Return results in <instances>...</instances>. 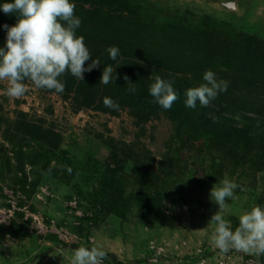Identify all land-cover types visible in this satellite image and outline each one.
I'll return each mask as SVG.
<instances>
[{
	"label": "rangeland",
	"instance_id": "obj_1",
	"mask_svg": "<svg viewBox=\"0 0 264 264\" xmlns=\"http://www.w3.org/2000/svg\"><path fill=\"white\" fill-rule=\"evenodd\" d=\"M133 3L153 31L176 36L185 29L189 37L215 50L218 62L238 63L246 36L261 42L256 55L264 50V0ZM190 41L185 52L196 45ZM25 84L26 93L15 98L6 94L8 82L0 81L2 116L14 122L23 112L20 120L43 121L62 142L54 154L46 153L45 166L38 142L13 132L5 137V127L0 129V264H71L72 250L94 244L108 254L104 264H264V255L236 249L222 253L214 244L216 225L209 222L220 211L235 229L240 215L253 205L264 207V163L255 149L247 154L224 139L206 136L195 138V148L174 153L187 125L176 113L165 112L146 125L140 139L156 168L168 154L179 160L165 191L156 196L158 189L134 182L130 175H120L111 188V172L105 170L108 149L97 135L134 141L137 130L127 114H74L61 96L47 94L30 81ZM261 97L252 92L247 101L261 103ZM17 155L25 163V176L16 167ZM33 160L40 161L33 166ZM225 178L239 187L236 198L226 200L228 207L219 209L210 191Z\"/></svg>",
	"mask_w": 264,
	"mask_h": 264
},
{
	"label": "trees",
	"instance_id": "obj_2",
	"mask_svg": "<svg viewBox=\"0 0 264 264\" xmlns=\"http://www.w3.org/2000/svg\"><path fill=\"white\" fill-rule=\"evenodd\" d=\"M12 0H0V4L11 3ZM75 4V15L81 19L77 35L84 37V42L90 49L93 58H99L100 65L90 72H85L83 81L66 73L60 77L66 84L63 93L55 90L42 89L47 94L61 96L71 105L74 114L82 110L118 118L126 113L137 130L134 141L115 140L111 136L98 134L108 149V163L105 170H110V187L120 175H130L134 182L149 185L151 189L165 191L167 182L172 176L179 160L174 161V153L182 149L195 148V141L202 137H216L224 139L233 147H240L248 154L255 149L254 154L264 163V50L259 55L255 50L261 46L253 36L243 38L240 45L244 56L238 63L229 65V62H218L214 58L215 50L205 47L193 37H189L185 29H179V35L166 34L162 36L141 19L142 10L134 0H70ZM17 15L5 14L0 10V48L5 47L7 30L3 25L13 26L17 22ZM195 41L196 45L190 52H185V46ZM118 46L120 55L115 61L109 59V46ZM91 61L86 62L87 64ZM105 65L114 68L113 83L107 85L99 83ZM205 70L217 72L219 77L229 81L227 91L220 93L208 107L197 104L195 109L186 107V90L197 87L203 81ZM128 77L125 81L124 77ZM173 82V87L179 94L178 100L170 110H164L149 94V88L155 82V77ZM26 82V81H25ZM134 83L135 92L130 93L128 84ZM252 92L261 96V103H250L247 95ZM244 93L242 99L239 94ZM105 97H111L119 104V110L107 108L103 104ZM174 112L179 121L187 125L181 135V146L174 149L164 160L154 166V159L149 150L140 145V139L145 134L146 125L159 119L165 112ZM16 120L11 122L1 114L0 129L4 128V136L13 132L22 134L25 139L38 142L41 153L40 160L49 162L46 153L54 154L60 149L62 137L52 127H45L40 123L20 120L26 116L23 112L17 113ZM189 130V133H188ZM199 139H195L198 138ZM255 159V157L253 158ZM17 169L24 175L25 163L18 157ZM40 160L29 162L38 165ZM9 163V161H7ZM6 163V164H7ZM128 163V172L126 168ZM8 167V165H7ZM9 168V167H8ZM25 176V175H24ZM25 178V177H24ZM108 185V188H109ZM159 187H162L159 189ZM114 191V189H113ZM112 191V192H113ZM162 195V194H161ZM146 202V201H145ZM148 210L151 207L147 205ZM157 211V209H155ZM22 231V226L18 227Z\"/></svg>",
	"mask_w": 264,
	"mask_h": 264
},
{
	"label": "clouds",
	"instance_id": "obj_3",
	"mask_svg": "<svg viewBox=\"0 0 264 264\" xmlns=\"http://www.w3.org/2000/svg\"><path fill=\"white\" fill-rule=\"evenodd\" d=\"M0 10L18 17L15 25H3L7 36L5 47L0 48V81L8 82V96H23L27 91L25 81L37 88L63 93L66 84L60 77L70 72L83 81L85 72L101 64L99 58H93L84 37L77 35L81 19L75 15V4L70 0H12L0 4ZM107 52L112 61L120 55V49L115 45L109 46ZM88 61L91 63L85 67ZM113 72L111 65H105L99 83H113L116 77ZM124 79L128 81L127 76ZM203 81L205 83L186 90V107L195 109L198 103L208 107L220 93L227 91L229 85V81L217 79L212 70H205ZM128 84L129 92L134 93V83ZM149 94L164 110H170L179 98L173 82L159 76L150 85ZM103 104L119 110L118 102L111 97H105ZM238 187L237 183L225 178L219 187H212L210 197L219 209H225L228 207L226 200L236 198L234 190ZM209 222L216 225L214 244L222 253L236 249L264 255V207L253 205L250 211L240 215L239 226L235 229L220 211L214 213ZM107 257L100 244L90 248L81 246L72 250L71 264H104Z\"/></svg>",
	"mask_w": 264,
	"mask_h": 264
}]
</instances>
